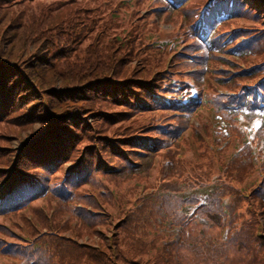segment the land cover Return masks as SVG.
Returning <instances> with one entry per match:
<instances>
[{
  "label": "rangeland",
  "instance_id": "374dc122",
  "mask_svg": "<svg viewBox=\"0 0 264 264\" xmlns=\"http://www.w3.org/2000/svg\"><path fill=\"white\" fill-rule=\"evenodd\" d=\"M40 1L59 3L64 16H75L59 19L58 34L44 28L43 32H49L44 43L48 49L68 48L66 57L75 64L59 72L72 75L75 84L64 89L71 98L93 99V103L77 114L83 131L76 146L48 173L46 184L53 188L52 195L0 214V264L39 261L38 253H32L34 247L46 241V235L58 233L43 226L44 220L36 215L43 216L56 204L64 211L60 222L66 218L72 230L79 223L75 213L95 223V238H76L64 228L67 239L95 247L106 243L111 250L103 247V253L118 264L114 240L140 216L153 223L145 228L146 239L158 247L168 250L180 245L181 238L186 247L192 234L207 239L210 247L218 243L217 236L228 238L226 246L233 245L227 248L226 259L219 246L218 257L210 252L206 261L252 264L235 249L233 235L249 224L256 239L264 242V199L258 202L252 191L264 186V112L229 113L237 110L230 105L239 89L264 85V0L247 9L241 6L216 23L224 45L204 66L195 59L200 56L197 46L190 47L198 45L189 29L196 19L187 17V23L180 25L182 9L169 11L163 0ZM0 2L7 8L23 4V0ZM203 3L190 2L197 14ZM246 40L252 43L245 46ZM34 49H39L38 44ZM202 67L208 69L197 74V84L196 73ZM175 72L172 79L202 89L204 103L194 113L188 111L184 132L174 135L169 125L175 123V115L164 104L138 108L132 96L139 86L162 85ZM95 78L103 80L87 81ZM28 83L32 91L36 89ZM81 88L84 94L71 92ZM88 89H93L89 92L96 99L85 93ZM19 112L15 108L0 117V166L8 158V146L17 144L15 134L23 133L26 120L15 116ZM137 142L155 146H149V151ZM13 155L12 166L20 168L16 163L19 148ZM84 166L88 169L82 171ZM136 228L140 230L141 225ZM184 251L182 264L199 262L188 249Z\"/></svg>",
  "mask_w": 264,
  "mask_h": 264
},
{
  "label": "trees",
  "instance_id": "16d2710c",
  "mask_svg": "<svg viewBox=\"0 0 264 264\" xmlns=\"http://www.w3.org/2000/svg\"><path fill=\"white\" fill-rule=\"evenodd\" d=\"M163 1L164 7L169 11L182 9L180 25L187 23V17L196 19L192 26L189 24V29L193 36H197L195 41L198 45L191 44L190 47L197 46L195 52L200 56L195 59H199L202 66L208 60L215 59L224 45L223 40L218 37L216 23L230 17L241 6L247 9L255 2L261 4L260 0H204L203 5L199 7L203 13L201 11L197 14L199 11H193L191 0ZM243 1L246 2L241 4ZM7 6L8 4L3 5L0 2V117L6 116V111L18 108L20 112L15 116L22 117L26 123L23 133L15 134L17 144L12 148L8 146L10 151L4 153L8 158L4 159L0 166V168H6V172L0 171V214L19 211L29 201L33 202L36 197L40 199L52 195L53 188H47L48 184H46L48 173L52 166L58 165V161L67 159L69 150L76 146V140L83 131L81 118L77 114L81 112L82 107H89L93 103V99L71 98V95L67 94L69 90L64 89L75 84L72 75L67 76L59 72L60 68L69 69L75 64L66 57L65 50L68 48L48 49V45L44 43L45 34L49 33L43 32L44 28L51 27L53 32L58 34L56 25L61 18L65 21L75 16L69 14L64 16L66 11L62 10L64 6L60 7L59 3L52 5L40 0H23L22 5L15 4L8 8ZM261 6H264V3ZM158 9L162 8L158 7ZM251 43L246 40L244 45ZM37 44L38 50L34 49ZM53 54L55 55L52 56ZM207 69L208 67H202L197 71L195 77L197 84H199L197 74ZM176 73L167 77L162 85L150 88L139 86L132 96L138 108L151 104H164L175 115V123L169 125V131L174 135L184 132L188 111L194 113L204 103L202 89L191 83L180 84L177 78L172 79ZM93 80L103 79L95 78L87 81ZM28 82L36 85V89L32 91ZM262 86L264 85L256 86L254 89H239L235 96L231 97L233 104L230 105L237 110L229 114L237 115L243 112L262 114L264 112V87ZM193 88L197 89L196 93H193ZM90 90L93 89L85 90V93H90ZM71 92L84 94L82 88L71 90ZM37 93L41 98L37 96ZM169 93L172 94L168 95ZM90 94L96 99V94ZM84 103L88 105L82 106ZM136 144L139 147L142 144L149 151L151 150L149 146H155L153 143L148 145L137 142ZM18 148L20 155L16 157V163L20 164H18L20 168L17 166L15 169L12 166L15 156L13 153ZM87 169L88 167L84 166L82 171ZM63 187V190H67L65 186ZM252 191L258 202L261 198L264 199V186L252 188ZM63 214L64 211L62 212L56 204L52 209L49 207L43 216L36 215L39 221L44 220L43 226L52 231L56 230L58 235H46L45 243L34 247L32 253H38L39 261L32 264H118L113 257H107L103 253L105 251L103 247L111 250L106 243L104 245L99 243V246L95 247L67 239L63 229H70L68 227L70 221L65 218L61 223ZM73 217L79 222L74 230L70 229L76 234V238L79 236L86 237L87 240L90 237L95 238L93 232L95 223L85 221L78 213H75ZM136 219L135 223L123 228L127 231L118 241L114 240L117 247L116 255L121 264H182L185 249L189 250L191 257L199 260L194 264H214L210 260L206 261L207 253L211 252L212 256L218 257L215 251L219 246H223L221 248L226 259L229 251L227 248L233 245L231 242L228 244L231 246H226L228 238L225 240L216 236L218 243L209 247L206 244L207 239L192 234L191 241L186 247L182 246L186 244L185 242L180 243L184 239L181 238L178 243L180 245L175 246V244L166 250V246L158 247L154 241L146 239L145 228L151 227L153 223L146 216ZM137 224L141 225L140 230L136 228ZM240 229L233 235L237 252H240L242 257L251 259L252 264H264V242L260 243L256 239L251 225L243 224ZM22 257L25 258V255L22 254Z\"/></svg>",
  "mask_w": 264,
  "mask_h": 264
}]
</instances>
